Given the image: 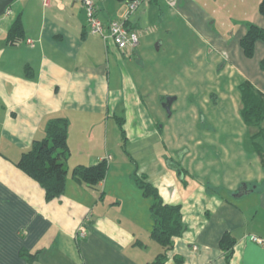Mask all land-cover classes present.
<instances>
[{"label":"crops","instance_id":"0c3cea01","mask_svg":"<svg viewBox=\"0 0 264 264\" xmlns=\"http://www.w3.org/2000/svg\"><path fill=\"white\" fill-rule=\"evenodd\" d=\"M92 1L107 23L133 0ZM259 2L140 0L126 22L139 31L138 43L126 52L89 32L81 0L47 6L14 0L6 8L0 15V264L149 263L163 248L150 237L152 200L136 176L154 185L164 203L181 206L185 229L172 237L166 264H264V247L250 239L264 237V154L252 147L256 129L240 115L238 88L247 80L264 94V41H256L252 57L240 45L248 22L264 28ZM17 16L24 37L10 44L6 35ZM180 91L187 93L183 108ZM167 96L171 112L163 106ZM179 108L187 109V134L175 128L165 134V119ZM56 117L68 119L69 171L104 158L110 171L125 134L134 143L135 175L110 185L105 175L88 185L69 173L64 192L46 200L16 162ZM164 142L172 145L168 157ZM225 232L235 238L229 261L219 244Z\"/></svg>","mask_w":264,"mask_h":264},{"label":"trees","instance_id":"16d2710c","mask_svg":"<svg viewBox=\"0 0 264 264\" xmlns=\"http://www.w3.org/2000/svg\"><path fill=\"white\" fill-rule=\"evenodd\" d=\"M258 10L264 16V0H260ZM23 37L22 21L20 16H17L8 29L6 39L8 43L16 44ZM258 40L264 41V28L248 22L246 31L240 39V45L246 57L253 56L255 43ZM261 64L264 65V59ZM238 88L242 105L240 115L247 126L256 129L251 134L252 147L256 152L264 154V94L247 80L240 82ZM121 122L122 120H120V126ZM67 137L68 119L65 117L52 118L45 126V136L40 140H34L31 147L22 152L16 162L20 170L43 188L46 200L53 199L64 192L69 173L74 181L88 185L97 184L106 175L108 168L106 158L90 165L77 164L69 171L65 162L69 156ZM135 181L141 188L142 194L152 200L150 237L163 248V252L158 253L147 264H166V250L172 247V237L180 236L185 229L181 206L164 203L157 188L146 181L143 176H136ZM219 244L229 261L235 238L225 232L220 237Z\"/></svg>","mask_w":264,"mask_h":264},{"label":"built area","instance_id":"2783aa9c","mask_svg":"<svg viewBox=\"0 0 264 264\" xmlns=\"http://www.w3.org/2000/svg\"><path fill=\"white\" fill-rule=\"evenodd\" d=\"M138 1L140 0L130 1L129 10L122 17L111 19L105 23L97 15L96 6L92 0H81L86 10L89 32L98 34L104 40H111L123 52L128 51V48L135 46L139 39V31L129 28L126 24L128 13L137 6ZM164 1L169 4L173 3V0ZM41 2L44 6H47L50 0H41ZM29 41L31 40L29 39ZM80 233L84 235L85 231L83 227L80 228ZM250 239L264 247V237L252 234L250 235Z\"/></svg>","mask_w":264,"mask_h":264},{"label":"rangeland","instance_id":"374dc122","mask_svg":"<svg viewBox=\"0 0 264 264\" xmlns=\"http://www.w3.org/2000/svg\"><path fill=\"white\" fill-rule=\"evenodd\" d=\"M178 94L181 97L179 96V100L177 103L183 104L181 106V108H183V106H184L183 97L187 93L180 91ZM176 105L177 104H174V107ZM181 108H179L172 117L166 118V116H165V118H166L165 122H167V124H168V129L164 130L165 134H167V133L170 134L174 130V128H175V131L176 132L179 131V133H181V135L187 134V124L185 122L186 117H187L186 116L187 115V109H185V108L181 109ZM170 112H171V110H170ZM113 142L114 141L112 140V143ZM119 142H120V146L118 148H116V152L118 153L117 163L115 162L116 165H113L115 167L111 168L110 171H108L106 174L107 175L106 181H107L108 185L112 184V182L116 181L117 179H128L129 176H134L135 175L134 170L136 167L138 168L137 160H135L134 155L131 152L132 150H130L131 145H133V147H134V143H132L131 140L128 141L125 134H121ZM135 143H137L139 145L140 141H136ZM162 147H163V149H165L166 156L168 157L167 154H169L170 147H172V145L164 142ZM114 160H116V159H114ZM108 161H109V163L111 162L110 159Z\"/></svg>","mask_w":264,"mask_h":264},{"label":"water","instance_id":"95a60500","mask_svg":"<svg viewBox=\"0 0 264 264\" xmlns=\"http://www.w3.org/2000/svg\"><path fill=\"white\" fill-rule=\"evenodd\" d=\"M14 0H0V15H2L4 13V11L6 10V8L13 2ZM173 100L172 96H167L163 106L166 109V111L170 112V104Z\"/></svg>","mask_w":264,"mask_h":264}]
</instances>
